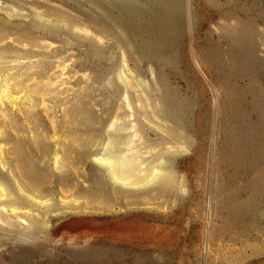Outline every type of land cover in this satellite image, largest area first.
Wrapping results in <instances>:
<instances>
[{
  "label": "rangeland",
  "instance_id": "rangeland-1",
  "mask_svg": "<svg viewBox=\"0 0 264 264\" xmlns=\"http://www.w3.org/2000/svg\"><path fill=\"white\" fill-rule=\"evenodd\" d=\"M7 1L0 0V30L11 27L14 40L5 47L0 43V73L9 74L11 82L38 71L92 74V79L73 81L79 91L70 90L69 95L79 109H72L71 116L66 117L61 107L46 113L40 105L32 107L34 112H11L10 124L17 127L11 128L8 145L17 149H9L8 159L15 167L19 161L33 162L56 186L55 198L65 194L59 185H75L71 201L89 199L91 209L74 215H58L56 210L33 232L12 225L11 210L3 211L8 219H0V264H219L224 259L216 261L213 244L216 236L220 241L218 232L234 237H226L224 243L231 242V263L240 264L238 246L257 235L258 219L264 214V0H136L144 10L136 16L140 24L134 39L112 18L100 20L97 15L102 12L92 0ZM155 14L162 20L155 21ZM143 37L160 50L137 53L135 44ZM117 71L133 74L141 90L158 82L156 92L181 99L175 108L179 124L164 120L152 107L154 122H141L137 129L124 114L107 115L109 106L116 110L126 104L119 86L108 84ZM142 93L149 103L145 90ZM52 112H57V119ZM74 112L88 117V123L72 120ZM123 124L133 134L128 139L143 162L141 172L158 160L157 164L171 162L179 189L150 197L134 191L141 189L131 182L103 179V166L95 157L106 156L108 139L100 141L98 153L84 155L75 138ZM54 134L61 142L57 167L43 161L54 152Z\"/></svg>",
  "mask_w": 264,
  "mask_h": 264
},
{
  "label": "bare ground",
  "instance_id": "bare-ground-1",
  "mask_svg": "<svg viewBox=\"0 0 264 264\" xmlns=\"http://www.w3.org/2000/svg\"><path fill=\"white\" fill-rule=\"evenodd\" d=\"M4 2H8V1L4 0ZM92 3L98 10H100L102 12V13L97 15L98 18H100V20L106 21L107 19L112 18L119 26H121L122 28H124L128 32L130 37H132V38L138 37L137 33L139 32V30H138L137 25L140 24L139 23L140 19H138L136 16L138 13L143 12V10H144V8L141 6V4L139 2H137L136 0H92ZM1 5L2 4H0V6ZM9 7L10 6L8 5V3L5 5L3 4V8L5 9V11ZM161 8H163V6ZM167 10L169 11L168 8H167ZM148 12H149V10H148ZM170 12H168V13H170ZM172 12H173V10H172ZM156 13H158V12H156ZM141 15H142V13H141ZM149 16H151V15H149ZM169 16H166V17H169ZM171 16H174V15H171ZM155 17H156L155 21L162 20V18H160L161 16L159 17V14H155ZM151 19L152 18H150V20ZM0 24L2 26V23H0ZM10 29H12V28L10 27ZM10 29H9V27L5 26L4 30H3V28H2V30H0V43L3 47L7 46L10 43L11 39L14 40V38L11 37V35H10ZM19 38H22V37H19ZM19 38H18V40H20ZM29 39H32V38L31 37L28 38V41H30ZM35 40H37V38ZM20 41H22V40H20ZM31 42L33 43V41H31ZM35 43L38 44V40L35 41ZM154 44H156V43H154ZM135 48L137 50V53L138 52L146 53V52L155 51V50H156L155 52H158L160 50V47L158 45L153 46V43L146 40L145 38L142 41L136 42ZM151 53H153V52H151ZM5 55H3V56H5ZM144 59H145V57H144ZM5 61H7V60H5ZM22 63H23V61H22ZM1 64H3V63H1ZM26 66H28V65H26ZM5 67H6V65H5ZM6 68L8 69L9 67H6ZM3 69H5V68H3ZM7 69H5V70H7ZM62 70L63 69H60L59 72L55 71L53 73H47L46 75L39 73L40 71H38V73L32 72L33 74L29 75L30 72L28 71L29 73L27 75H25V78H23L20 75L22 78L21 79L17 78V80H14L15 82H11L13 79L10 81L11 78H10L9 74L7 75V74H2V72L0 73L1 74V77H0V219L7 220L8 217L4 215L5 212H3V211H10L11 210V212H9V213H11L14 216L13 218H15L14 221L11 222V224L23 226L24 228H28L29 231H32V232H33L34 226L36 227V225L39 224L40 221H42L43 224H45V222H47V218L50 215H53V212H55L56 210H60V212L58 211V215H60L61 213H68V212H72V214L74 215V213H78L79 211H87V207L89 206L88 204L91 203L90 200L86 199V198L84 200H81V201L76 200L77 202H75V204H74V202L71 201L73 198L72 196L76 195L75 185L72 186V185L66 184L67 187H64L63 185L62 186L59 185L60 188L59 187L58 188L60 189V191L62 190L65 194H62V196L60 198H55L54 195L57 191L56 186H53L51 184L52 180L47 182V179H45L46 178L45 173L40 168L36 167V165L33 162H29V164L24 165V164H21V161H19L20 163H18L15 167L8 159L9 149L12 148L8 145L9 142H11V140L9 139L11 136V128L13 129L14 126H16V125L10 124V114H12L11 112H14L17 109L19 111H24V113L26 111V113H27V111H33L32 107H34V110H36L35 108H37V107H35V106L40 105V106H42V108L45 107V109H44L45 111L50 110V109L51 110L53 109L55 111L56 110L55 108L61 107L64 115H66V117H67V116H71L72 109L78 108L77 107L78 103L73 106V104L71 102V101H73V100H71L73 96L69 95L70 90H73V91L77 90V92L75 91L76 93H78V91H79L78 88L77 89L74 88L75 85H73V81H75L77 79V82H79L78 77H82L83 79L86 77V78L90 79L92 77V74L89 71L88 72L82 71L83 73L80 72L81 74L78 73L79 71L78 72L76 71V73H74L75 72L74 71L73 72L74 74H73L70 71H66V70L62 71ZM25 71H27V70H25ZM25 71H23V72H25ZM124 72H118L117 71V73L114 74L115 76H112V78H110L108 80V84L113 85V86H119L118 87L119 90L122 91V95L126 99V101H124V102H126V104L124 106L120 104L116 110H115V108L112 110L111 106H109L111 108V110H110V108H109V111L107 109V111H108V112L106 111L107 115L111 114V116H112V114H113V116H118L120 114H124L125 118H128L127 120L130 121L132 129H137L138 124L148 122L150 125V122H152V121L154 122L153 118L151 117V112L149 110V107H152L153 113L160 115L164 120L171 121L176 125L179 124L178 123L179 116L177 115L178 113L176 114L175 108H176V103L178 104V106L180 105L179 101L181 99L179 101H177L178 98L176 100L175 99L176 97H174L171 93H162L161 94L159 91L156 92V89L158 88V85H159L158 82H155L154 83L155 86H153V87L144 86L143 89L141 90L139 88V85H137V83L134 82V75L124 73ZM25 73H27V72H25ZM23 76H24V74H23ZM93 76H94V74H93ZM11 77H14V76L12 75ZM44 78H46V81ZM140 78H138V79H140ZM84 80L86 81V79H84ZM76 85H79V84H76ZM143 90H145L148 98L150 99L149 103H146V101L144 102L145 99L143 100V97H144L143 93H142ZM134 96L137 98L136 101H134V98H133ZM49 101H53L54 103H52V105H50ZM181 106H182V104H181ZM79 107H81V106H79ZM83 107L84 106H82V108ZM104 112H105V110H104ZM46 113H47V111H46ZM56 113L57 112H55V114ZM76 113L74 112L75 116L72 115V118H73L72 120H75L76 122H78L80 124L82 123L83 125L88 123V120H89L88 117L83 116V115L79 116V114L76 115ZM181 113H183V112H181ZM43 114H44V112H43ZM52 114H53V117L56 116L54 114V112H52ZM141 114L144 115L146 122L145 121L143 122ZM39 115H37V116H39ZM49 118L51 119V113H50ZM36 119H37V117H36ZM55 119H57V117H55ZM113 119H115V118H113ZM27 120H29V119H27ZM38 121H40V119ZM54 121L55 120L53 118L52 122H54ZM75 121H74V123H76ZM114 121H117V120L115 119ZM12 122H14V121H12ZM110 124H111V122H110ZM112 124H113V122H112ZM28 125L29 124H27V127H28ZM127 126L128 125L123 124V126L122 125L117 126L119 128H116L115 130H111L110 128L107 127L105 130L97 131V132H95L96 130L95 131L90 130V132L86 133V136L78 138V136H79L78 135L77 138H75V139L77 141L79 140L78 142H80L82 147H84L83 148L84 149L83 150L84 155H92L94 153H98L99 150H98L97 146H98V144H100V141H103V139H105V140L108 139V145L110 146V148L108 151H105L106 154L105 153L104 154L106 156L100 155L98 157H95V159L103 166V168H100V170H99V171H101L100 173H101V176L103 177V179H107L109 177H112V178L122 180L125 182H131L128 184H130L132 187L136 186L137 189H138V187L141 189V190H139V189L135 190V188H134V191L140 192L143 195L144 194L150 195V197H151V194H153V195L155 194V195H157V197L163 196V195L165 196L166 193H168L169 191L172 192V191H174V189H179L180 184H179L178 178L176 176V174H178V173L175 174V172L170 168L171 162L169 163L168 161H166L165 163L161 162L162 163L161 164L159 162V164H157L159 161L158 160L156 162L157 165L155 163L154 164L151 163L150 165L146 166L147 168L143 172H141L142 171L141 165L143 162L140 161L134 155V152H133L134 147L132 146L133 143L129 142V139H128V137L132 138L133 134H129L130 131L125 129V128H127ZM146 126H148V125H146ZM164 128H166V129H163V130H166V131L169 130L167 127H164ZM14 129H13V131H14ZM16 129H18V128H16ZM23 129H25V127ZM170 129L173 130V129H175V127H173L171 125ZM19 130H20V128H19ZM15 131H17V130H15ZM25 131H26V129H25ZM32 131H33V129H32ZM104 131H106V134ZM20 132H17V133H20ZM23 135H25V134H23ZM31 135H32V133H31ZM106 135H107V138H104ZM52 138H53L52 140L55 144L54 145V147H55L54 152L51 153L52 155L50 154L49 157L47 156L48 158H46V156H45L43 158V161H44V163L47 161L48 164L51 163L53 167H57V165L60 164V157L61 156L59 157L60 152L58 150L61 147L60 146L61 142H60V140H57V136H55V134L52 136ZM75 139L73 141H76ZM77 141H76V143H78ZM76 145H78V144H76ZM183 145L184 144H182V147H183ZM164 147H165V145H164ZM15 148L16 147L13 146V149H15ZM13 149H11V150H13ZM164 150H167V147H165ZM160 152H162V150ZM156 153H158V152H156ZM15 154H17V153H15ZM41 154H42V152H41ZM46 155H48V154H46ZM27 157H29V156H27ZM60 168H62V167H60ZM142 169H143V167H142ZM52 174L54 175L53 172H52ZM179 180H181V178ZM73 181H75V180H73ZM111 186H113V185H111ZM233 189H235V188H233ZM129 192L132 193L133 190H130ZM171 192L169 193V195L171 194ZM232 192L233 191H231V193ZM142 194L140 196H142ZM63 195H65V197ZM70 197H72V198H70ZM129 203H132V202H129ZM8 208H11V209H8ZM89 208L90 207H88V209ZM225 208H227V207H225ZM215 209H217V208H214L213 210H215ZM210 212L212 214L211 206H210ZM215 213H217V212H215ZM56 215H57V212H56ZM222 215H224V214H222ZM259 218L260 219H258L259 220L258 224L256 223L257 224V227H256L257 228V235L254 238H249V237L245 238L240 243V245L238 246L239 255H240V259H238V260H240V264H264V214ZM77 219H78V217L73 219V221L71 222L72 225H74L77 222ZM24 222H27V224H24ZM34 230H35V228H34ZM217 234L220 237V241L218 240V238L216 236V238L214 239V242H213L214 247L216 246L215 249L217 250L216 261L217 260L220 261V260L224 259L221 262L218 261L219 264H233V263H231V261L235 257L234 254H233L232 259H230V260H229V256H228L230 248L232 249L231 242L230 243L229 242L224 243V241L226 240V237L230 241H234V237L229 236V233H225V232H218ZM28 237H29V235L27 236V238ZM216 239H217V241H216ZM204 242H206V240H204ZM235 247H237L236 244H235ZM206 249H207V253L210 252V245ZM232 251H233V249H232ZM207 255H209V254H207ZM225 259L228 260L229 262L227 261V263H226ZM238 263H239V261H238Z\"/></svg>",
  "mask_w": 264,
  "mask_h": 264
}]
</instances>
